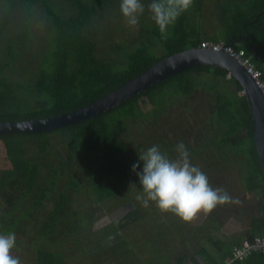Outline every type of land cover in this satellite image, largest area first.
<instances>
[{"label":"trees","instance_id":"16d2710c","mask_svg":"<svg viewBox=\"0 0 264 264\" xmlns=\"http://www.w3.org/2000/svg\"><path fill=\"white\" fill-rule=\"evenodd\" d=\"M60 1L0 0V13L5 18V22L0 25V122L46 119L83 108L141 75L161 59L198 47L204 41L225 42L237 50L244 49L246 57L262 72L264 80V15L262 14L264 3L260 0H255V4L249 0L248 5L251 6L248 12L241 10L234 13V10L225 6L220 18L214 12L217 20L220 19L223 23L224 30L222 29L221 32L220 26L218 28L220 32L213 35L203 32L198 24L193 26L185 23V13L169 28L171 33L167 39L161 38L158 28L145 24L141 27L142 33L152 41L147 44L148 47L126 55V58L121 54H126L125 46H119L118 50L121 52L118 66L116 60L107 61L99 58L98 53L103 44L100 25L104 17L106 19L112 17L111 21L118 19L117 12L120 11L121 0H70L72 10L68 13L62 9ZM38 7L47 19L50 33L47 34L46 43L45 40L41 41L38 49L24 58L21 50L31 45L33 20L37 16ZM206 7L201 0H197L194 1L189 12L202 15ZM102 8L105 9V13L102 12ZM20 10V15L14 13ZM11 17L18 19L14 28L18 29L17 34L9 28ZM206 23L208 26L212 25ZM4 33H9L10 38L5 40ZM149 46L154 52L160 47L164 53L160 57L155 56L150 53ZM31 60L36 63L29 68ZM19 61L27 63L24 72L18 70V67L14 72L15 75L9 78L7 71L14 70ZM208 74L213 75L218 83L219 79L227 82V71L210 66L197 67L171 77L147 92L136 95L120 106L77 126L50 133L0 136V140L8 148L9 160L22 165L18 168L16 166L0 168V234L15 233L16 247L13 251L18 250L17 246L24 244V241L32 238L31 247H35L36 264H64L62 257L51 251L50 247L46 250L43 244L46 243L48 246L49 240L56 244V239L65 242L69 233L86 231L85 219L80 221L79 216L82 215L77 210L78 205L71 204L72 198L92 190L103 193V198L106 195L110 197L100 200L96 196L99 202L92 201V207L107 200L120 199L118 195L123 189L127 187L132 191L134 187L140 185L139 177L132 172V165L135 163H140L137 171L143 168V162L139 161L140 153L154 145L163 149L169 144L171 148L175 147L172 151L175 153L178 143L185 144L187 139H191L188 138L187 133L185 134V111L176 115L172 124L161 127V124L165 123L161 118L162 111L167 110L168 104L173 106L177 100L178 104H183L186 98L194 95L201 87H205L203 81ZM16 75L19 79L15 78ZM206 81L208 89H211V80L206 78ZM229 81L234 85L235 93H228L225 90L226 84H222L225 91L222 96L219 94L216 110H212L210 116L218 111L215 118L217 124H227L230 127L221 134L220 140L216 138L207 140L211 152L204 158L203 172L223 173L221 167L214 169L210 163L213 162L217 151L237 148L239 153L244 154L240 159L241 164L244 166L247 162L246 165L251 167V174L245 194L243 196L239 192L230 194L231 202L218 206L207 214L206 219L214 221L216 229L219 230V227L226 222V218L233 213L244 219L239 220L250 227L242 237L247 234L255 237L260 236L256 235L258 230L264 231V172L253 141V133L251 132V143H248L244 136L237 134V124H229L237 119H243L250 126V130L252 126L251 110L245 96L242 95V87L233 78ZM146 101L158 108V114L155 116L157 125L150 128V134L144 133V136L147 135L146 139L139 141L138 145L128 146L126 143L129 141L124 137L129 136L131 123L136 121L138 125H145L147 122L143 111ZM162 137L168 140L169 144L162 142ZM58 147L70 150L77 148L78 154L84 150L82 155H90L92 159L80 168L84 169V166H88L86 171H91L92 174L87 177H77L76 173L67 175L61 191L55 195L45 186L31 180V172L24 171V165L29 161L32 162L29 155ZM214 177L222 181L221 177ZM133 182L137 186L132 187ZM259 189L263 194L262 203L258 207H252L249 205L253 201L251 194ZM63 201L66 203H62ZM133 204L130 203L131 206ZM113 207L118 209L120 204ZM121 207L124 209L118 211H121L119 218L116 217L118 212L115 213V217L113 216L115 226L133 210V207L130 211L125 210L128 206ZM225 211L231 213L225 215ZM175 217L182 221L179 217ZM32 228L36 229L35 234L38 238L29 236ZM213 236L215 241L218 240L216 244L220 248H227L229 252L227 257L230 259L232 257V252L228 248L230 244L220 239L217 234ZM250 259L264 264V254L261 253H255L247 260L233 264H248Z\"/></svg>","mask_w":264,"mask_h":264},{"label":"rangeland","instance_id":"374dc122","mask_svg":"<svg viewBox=\"0 0 264 264\" xmlns=\"http://www.w3.org/2000/svg\"><path fill=\"white\" fill-rule=\"evenodd\" d=\"M197 1V0H194ZM206 1V2H205ZM249 0H201V3H209V6L211 8H207L204 10L203 13V20L201 21L200 28L203 32L213 35L216 34L219 31L218 28L212 27V25H209L206 23L204 19H208L211 17H214V12L216 14L222 13L223 6H226L227 8H230V10H234V13H237L238 11L243 10V12H248V8L251 5H248ZM142 2L145 5V12L140 17V23L138 27H130L127 25L125 19L123 18L121 12L118 11V19L115 20L111 18H105L100 25V29H102L103 33V44L102 48L99 50L98 56L99 58L107 59L108 60H116L117 66L119 65L120 60V52L118 48L121 46H125V52L126 54L123 55L124 58H126V55H131L134 52H136L138 49H142L145 47H148V43L152 41V39L146 37L142 33V28L145 26V24H148L150 27L158 28L157 25L154 23V21L151 19V14L147 10V5L151 2V0H142ZM120 3V2H118ZM221 5H218L220 4ZM252 3L255 4V0H252ZM60 5L62 9L65 11V13L71 12L72 8H70V0H61ZM41 8L38 7L36 10L37 16L33 20V30H32V42L30 46H28L25 50H21V55L23 53V57L26 58L27 54L31 53L33 50H37L39 45H41V41L45 40L46 43V37L47 34L50 33V29L47 19L44 15L41 13ZM120 10V7H119ZM102 12L105 13V9L102 8ZM14 13L20 15V11H15ZM5 22L4 15L0 13V25H2ZM18 22V19L11 17V22L9 25V28L11 31L14 30V33L17 34L19 31L18 29H14L16 26V23ZM219 21H217L215 24L216 26L220 27L218 24ZM186 23V22H185ZM220 23V22H219ZM191 25L195 26L196 22H192ZM171 27V26H170ZM223 27V26H222ZM223 32V30H221ZM1 33V31H0ZM171 33V29L169 30V34ZM5 34V40L9 39L10 36H8L9 33ZM168 34V35H169ZM117 41L115 44L114 42ZM120 46V47H119ZM157 50H153L152 47L149 46V51L151 54L155 56H162L164 53L163 49L158 47ZM19 61L18 64H16V67L14 70L7 71V76L10 78L11 76L15 75L14 72H16V69L19 67L18 70L21 72H24L27 63ZM36 63V61H30L29 68L33 66V64ZM20 75V74H19ZM16 79H19V76H15ZM204 86L206 85V80L203 81ZM212 86L211 89H200L198 92H196L191 97H188L185 99V102L183 104H178L177 102L174 103V105H167V110L162 111V117L165 123L161 124V127H164L166 124L169 126V124H172L173 118L176 115H180L183 111H185V134L187 133L188 138L185 142V146L190 153V160L191 163L195 166H198L201 168L202 171H204V167L202 166L204 161V158L208 157V154L211 152L210 146L207 142V140L210 139H221V134L228 131L229 127L227 124L219 125L217 124V121L215 120L218 111L213 112L214 114H211L212 110H216L217 106V100H215V96L220 90H223L222 87H220L219 83L216 80H211ZM223 93H221L222 96ZM147 104L143 106V111L145 114V120L147 121L145 125H138L136 121H133L131 123V131L128 132L129 136H125L124 139L129 141V143H126L128 146H132L134 144L138 145L139 141L146 139V136H144V133L149 132L150 134V128L153 126H156V120L155 116L158 114V108L156 105H153L152 103H149V101H146ZM168 121H166V120ZM190 121H189V120ZM191 122V124L189 123ZM133 123L135 125H133ZM237 124L238 130L237 134L244 136L248 143H251V130L250 126L244 122L243 119H237L236 121L229 122L230 125ZM154 124V125H153ZM152 127V128H153ZM128 137V138H127ZM144 137V138H143ZM162 142H166L168 140H164L162 137ZM192 141V143H190ZM195 143V144H194ZM169 144V143H168ZM170 145V144H169ZM169 145H165L163 149H160L164 154L167 156L174 155V158L178 157V153H173L172 151L175 149L171 148ZM83 147V146H82ZM77 149V148H76ZM70 150V149H64V148H54L53 150L48 151H39L38 153H33L29 155L28 157L32 162L29 161L27 165H24V171H30L31 172V180L35 181L36 183H39L46 188H48L53 194L58 195L59 192L62 189L63 182L65 181V177L71 174L78 175L77 177H87V175H91V171H86L88 166H84V169L80 168L82 165H87V163L91 162L92 157L90 155H82V152L84 154V150L81 151V153L78 154V151ZM244 154H241L238 152L237 148H233L231 150H219L217 151V154L214 156L213 162L210 163L211 167L214 169L222 168L223 173L220 174H210L207 173V176L209 177V182L212 185L213 188L220 187L226 190L229 194H233L235 192H239L241 196L245 194V191L248 190V184H249V178L251 174V167L244 164V166L241 164V157ZM170 158V157H169ZM172 159V157L170 158ZM235 160V161H234ZM232 161V162H231ZM138 162V161H137ZM18 168V166L22 167V165L19 162L13 163L9 160V153L8 148L6 147L5 143L0 140V168L6 169V168ZM67 176V177H68ZM219 176L222 178V181L217 180V177ZM81 181H85V179H80ZM135 184V182L132 183V185ZM87 185V184H86ZM131 185V186H132ZM133 186H137L136 184ZM132 186V187H133ZM127 188V187H126ZM123 189L119 195L118 198L120 199H112L107 200L105 202H102L100 205H96L95 207H92L91 202H99L95 197L97 196L100 200L103 198V193L101 192H95L92 190L91 192H87L84 194H77L72 198L71 204L72 205H78L77 210L80 212L82 216L81 219H85L84 221V227L86 228V232H90L91 229H96L98 227V230H94L93 232L95 234V238L98 237V234L106 233V232H112L113 230L117 231L119 230L121 232V225H118L116 227L114 223L109 221V218H111V213L115 211L117 208H114L116 204H120V207L124 205L126 208L130 203L137 202V194L142 192V186L141 184L137 187H134L132 191H129L130 189ZM95 192V193H94ZM251 199L253 200L251 204H249L252 207H258L262 203V197L263 194L261 192V189L252 192ZM87 198H91L90 200H87ZM110 199L109 196H105L103 200ZM62 203H66L63 201ZM124 208L121 209V211ZM138 210H140V213L142 215V218L147 220V216L145 213L144 206H140ZM120 211V212H121ZM118 212L117 214H119ZM138 212V211H137ZM116 214V215H117ZM137 214V213H136ZM146 215V216H144ZM173 219V218H169ZM173 222H180L178 219L176 221L173 220ZM124 223V222H123ZM122 223V224H123ZM141 224L143 227L145 226V222L142 221L137 224H133V222L127 224L126 233L124 234V237H131V232L135 230V227H138V231H145L141 230ZM247 227V226H246ZM102 230H104L102 232ZM36 229H30L29 236L30 237H37L35 234ZM70 235H68V239L63 242L62 239H56L57 243H51L49 240L48 246L46 243L43 244L44 247H46V250L50 247L53 251H56L59 248L62 249H68L73 250L74 245L72 244L75 241H72L70 238ZM31 239L24 241V244H21L18 247V250L13 251V255L18 256L21 260V263L23 262V250H28V259L32 258V261L34 260V249L35 247H31L29 244H31ZM95 242V241H94ZM62 243V244H60ZM65 254V252H63ZM67 256L70 255V253L66 254ZM89 257L81 256L75 263L73 264H79L78 261L81 263L89 264L88 261Z\"/></svg>","mask_w":264,"mask_h":264},{"label":"crops","instance_id":"0c3cea01","mask_svg":"<svg viewBox=\"0 0 264 264\" xmlns=\"http://www.w3.org/2000/svg\"><path fill=\"white\" fill-rule=\"evenodd\" d=\"M260 1L264 3V0ZM205 2L202 3L203 6L211 8L209 6L210 2ZM218 5H221V3ZM218 16L220 18V14ZM202 20L203 14L197 15L189 11L185 13V22L187 24L196 22V24L200 25ZM204 20L212 23V27L220 28L215 24L218 21L215 15L210 19ZM218 24L222 30L224 27V25L222 27L223 23L220 21ZM206 78L215 80L211 74L205 76L204 80ZM222 84H226L225 90L228 93H235L234 85L230 83L228 77L227 82L219 79V85L224 89ZM205 88L208 90L207 85L200 89ZM225 90H220L215 96V100L218 101L219 94L221 96V93H224ZM133 203V206L130 205L131 208L133 207L131 213L127 217L122 218L118 224L121 225V232L119 230H113L112 232L98 234L99 236L96 238L93 232L94 228L90 232L80 231L75 234L69 233V238L75 241L72 243L74 245L73 250L59 247L56 251H53L51 248L50 250L62 257L64 264H73L81 256L89 257V264H221L224 260L228 259L229 252L226 247L220 248L216 244L218 240L215 241L214 234H217L220 239L226 240L230 244L228 245L230 252L234 246H241L244 239L251 236V234H247L245 237H242V234L247 232L250 227L240 221L244 219L237 217L233 213L230 217L226 218V222L217 230L214 224L215 222L206 219V214L204 213L198 214L191 222H173V220H177L173 214L161 213L151 202V205L145 211L146 215H148L146 217L147 220H145L142 218L140 210H138L139 205H143L142 202L137 200V202ZM121 208L123 207H119L111 213V218H109L110 222H113V216ZM224 213L226 215L231 212L225 211ZM116 217L119 218V214ZM142 221L145 222V226L143 227L141 224V230L145 231L139 232L136 226L135 230L131 232V237H124L127 224L133 222L135 225ZM118 225L116 223V227ZM94 230H98V227ZM256 235L264 237V231L258 230ZM29 245L31 246L32 243ZM67 253H70V255L67 256ZM28 254V250L24 249L22 264H36L35 256L32 261V258L28 259ZM78 262L79 264H85L80 261ZM248 264L260 263L257 260L250 259Z\"/></svg>","mask_w":264,"mask_h":264},{"label":"clouds","instance_id":"9594fccd","mask_svg":"<svg viewBox=\"0 0 264 264\" xmlns=\"http://www.w3.org/2000/svg\"><path fill=\"white\" fill-rule=\"evenodd\" d=\"M193 5L194 0H151L147 10L161 38L167 39L170 26L175 25ZM120 12L127 25L135 28L139 26L145 5L142 0H121ZM227 77L231 79L229 74ZM176 152L178 158L170 159L158 145H154L139 154V161L143 162L141 171H137L139 162L132 165V172L139 177L142 186L136 199L145 208L151 202L161 213H171L184 222H191L198 214L207 216L218 206L231 202L232 197L226 190L213 188L207 174L191 163L190 153L183 142L176 145ZM255 237L248 236L244 241ZM15 247L14 232L0 234V264H21L20 258L13 255Z\"/></svg>","mask_w":264,"mask_h":264},{"label":"water","instance_id":"95a60500","mask_svg":"<svg viewBox=\"0 0 264 264\" xmlns=\"http://www.w3.org/2000/svg\"><path fill=\"white\" fill-rule=\"evenodd\" d=\"M264 15V13H262ZM210 66L225 70L242 87L252 114L251 132L264 172V92L248 71L224 50L213 51L194 47L167 56L141 75L75 111L46 119L21 122H0V136L10 134H39L77 126L120 106L132 97L147 92L154 86L184 71Z\"/></svg>","mask_w":264,"mask_h":264},{"label":"built area","instance_id":"2783aa9c","mask_svg":"<svg viewBox=\"0 0 264 264\" xmlns=\"http://www.w3.org/2000/svg\"><path fill=\"white\" fill-rule=\"evenodd\" d=\"M201 49H209L213 51L224 50L227 54L235 58L255 79L258 87L264 92V80L262 72L246 57L244 49L237 50L232 45L225 42L204 41L200 44ZM230 77V75H229ZM255 253L264 254V237H255L246 239L241 246H234L232 249V257L224 260L221 264H233L237 261H245Z\"/></svg>","mask_w":264,"mask_h":264},{"label":"flooded vegetation","instance_id":"af4514ba","mask_svg":"<svg viewBox=\"0 0 264 264\" xmlns=\"http://www.w3.org/2000/svg\"><path fill=\"white\" fill-rule=\"evenodd\" d=\"M195 144V143H194ZM168 157H172V158H174V155H170V156H168ZM125 210H127V211H130V206H128ZM115 217V216H114ZM114 221V220H113ZM112 223H114V222H112ZM104 230H102V232H103Z\"/></svg>","mask_w":264,"mask_h":264}]
</instances>
